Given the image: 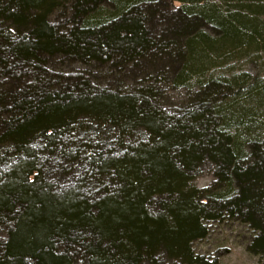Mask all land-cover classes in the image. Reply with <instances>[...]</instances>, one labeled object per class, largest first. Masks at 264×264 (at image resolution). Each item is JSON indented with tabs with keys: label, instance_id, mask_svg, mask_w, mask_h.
<instances>
[{
	"label": "trees",
	"instance_id": "trees-1",
	"mask_svg": "<svg viewBox=\"0 0 264 264\" xmlns=\"http://www.w3.org/2000/svg\"><path fill=\"white\" fill-rule=\"evenodd\" d=\"M263 54L264 0H0V264L264 258Z\"/></svg>",
	"mask_w": 264,
	"mask_h": 264
},
{
	"label": "rangeland",
	"instance_id": "rangeland-1",
	"mask_svg": "<svg viewBox=\"0 0 264 264\" xmlns=\"http://www.w3.org/2000/svg\"><path fill=\"white\" fill-rule=\"evenodd\" d=\"M169 8V7H168ZM264 55V54H263ZM233 63L225 64L222 63L218 70H224L236 72L240 70H247L251 74L261 73L264 74V56L256 60L255 63H251L246 58H241ZM78 68H82L81 65H73ZM109 81V80H108ZM183 93L182 91H178ZM179 94L173 93L172 99L176 100ZM49 179L53 180L54 177ZM57 183L64 184L69 181V178L65 177H55ZM212 181L211 171L208 169L204 170L203 174L195 180L197 187H206ZM70 182V181H69ZM245 231L242 229L230 230L221 226H216L212 235L207 241L197 242L195 248L197 251H211L218 256L221 264H264V258H258L250 253H248L244 248ZM5 235L0 232V239L4 238Z\"/></svg>",
	"mask_w": 264,
	"mask_h": 264
}]
</instances>
